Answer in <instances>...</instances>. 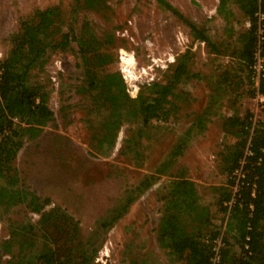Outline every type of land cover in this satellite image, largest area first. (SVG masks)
I'll return each mask as SVG.
<instances>
[{"label":"rangeland","instance_id":"rangeland-1","mask_svg":"<svg viewBox=\"0 0 264 264\" xmlns=\"http://www.w3.org/2000/svg\"><path fill=\"white\" fill-rule=\"evenodd\" d=\"M168 1L204 27L213 41L222 45L221 49L231 44L228 25L217 13L219 0ZM56 3L66 13L64 30L68 31L73 0H0V58L8 53V38L18 30L23 18ZM98 4L99 10L80 8L76 27L79 29L87 14L98 35L114 34L116 58L108 71L123 76L129 95L136 98L149 83L165 81L176 59L189 50L194 56L192 73L199 76L185 80L178 89L191 99L180 102L177 114L169 120H154L142 133L130 120L118 122L119 127L112 121L110 126L117 127L118 137L111 153L105 156L94 148L103 131L104 112L97 100L83 90L82 67L73 41L67 51H49L44 69L34 74V81L45 83L51 90L49 106L55 121L38 139L24 138L15 164L25 189L48 198L46 210L59 206L77 219L84 238L91 236L100 221L127 197H134L125 214L106 232L96 263L172 264L157 241L161 196L167 191L171 173L185 167L203 201L212 212L217 211L212 187L226 185L228 180L220 165V153L230 141L223 130L224 119L251 113L254 123L264 121L258 70L253 67L248 78L227 54H216L206 43L193 40L189 28L156 0H106ZM233 8L236 17L232 24L238 36L249 23L236 6ZM224 71L235 74L238 85L232 92L216 89ZM210 105L216 114L211 115L206 130L200 133L193 128L195 118ZM131 134L135 136L132 146H137L138 153L128 148ZM184 135L188 138L185 152L165 168L163 163ZM150 175L156 177L154 183L140 190ZM2 212L0 209V264H9L10 256L4 253L2 243L15 226L28 221L37 223L40 215L24 205ZM214 223L223 236L225 222L221 214L215 216Z\"/></svg>","mask_w":264,"mask_h":264},{"label":"trees","instance_id":"trees-1","mask_svg":"<svg viewBox=\"0 0 264 264\" xmlns=\"http://www.w3.org/2000/svg\"><path fill=\"white\" fill-rule=\"evenodd\" d=\"M99 1L106 0H73L68 31L64 30L67 16L60 3L36 10L20 21L18 30L8 38V53L0 58V209L6 214L24 205L40 215L37 223L28 221L15 226L2 243L4 253L10 256L9 264H99L96 257L106 232L125 214L134 199L127 197L100 221L91 236L84 238L77 219L59 206L46 210L50 200L25 189L15 162L25 140L38 139L55 121L49 106L51 90L45 83L34 81L35 72L46 65L49 51H67L76 42L83 90L97 100L104 112L103 131L94 148L105 156L111 153L117 140L118 122L137 123V130L142 133L154 120H169L177 114L180 102L191 99L188 93L179 91V85L199 76L192 73L194 56L187 50L176 59L165 81L149 83L138 97L132 98L123 76L108 71L116 58L114 34L98 35L87 14L79 29L76 27L80 8L99 10ZM156 2L189 28L193 40L206 43L216 54H227L239 66L237 70L247 73L248 78L253 73L258 51L264 68V20L260 35L256 15L259 11L264 15V1L219 0L217 13L226 21L233 39L224 49L204 27L168 0ZM233 6L249 23L238 36L234 35L232 24L236 17ZM221 74L216 89L232 92L234 85H238L235 74L229 71ZM258 91L264 97V70ZM212 114L216 111L210 105L196 116L193 128L204 132ZM112 121L117 122V127L110 126ZM223 130L230 141L220 153V165L228 180L226 185L212 187L217 211L212 212L203 201L185 167L171 173L167 191L161 196L163 206L157 241L172 264H213L218 242H221L220 258L216 264H264V121L254 123L251 113L244 117L229 116L224 119ZM134 138L131 134L127 139L128 148L138 153L137 146H132ZM187 145L188 138L184 135L163 163L165 168L185 152ZM155 179L154 175L147 177L140 190H147ZM216 214H221L225 222L223 236L214 223ZM144 264L149 263L144 261Z\"/></svg>","mask_w":264,"mask_h":264},{"label":"built area","instance_id":"built-area-1","mask_svg":"<svg viewBox=\"0 0 264 264\" xmlns=\"http://www.w3.org/2000/svg\"><path fill=\"white\" fill-rule=\"evenodd\" d=\"M260 2L264 1V0H259ZM257 17H258V21H259V33L260 35L262 34L263 30H262V24H261V21L264 20V15L261 11L257 12ZM254 67L256 68V70H258V83H259V80H260V77L262 75V72L264 70L263 68V59L260 57V51L257 52V61L254 65ZM261 99L264 101V97L261 96ZM221 246V242H218V246L215 247V251H216V255L215 257L213 258V264H216L217 262H219V247Z\"/></svg>","mask_w":264,"mask_h":264}]
</instances>
